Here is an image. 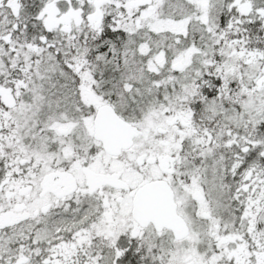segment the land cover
Masks as SVG:
<instances>
[{"label": "snow or ice", "instance_id": "snow-or-ice-1", "mask_svg": "<svg viewBox=\"0 0 264 264\" xmlns=\"http://www.w3.org/2000/svg\"><path fill=\"white\" fill-rule=\"evenodd\" d=\"M0 264H264V0H0Z\"/></svg>", "mask_w": 264, "mask_h": 264}]
</instances>
